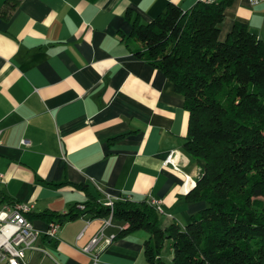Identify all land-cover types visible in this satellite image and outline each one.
I'll return each mask as SVG.
<instances>
[{"label":"crops","instance_id":"obj_1","mask_svg":"<svg viewBox=\"0 0 264 264\" xmlns=\"http://www.w3.org/2000/svg\"><path fill=\"white\" fill-rule=\"evenodd\" d=\"M198 1L0 0V205L34 204L29 218L40 249L27 252V264H96L82 248L106 217L66 220L51 238L41 216L91 196L157 199L162 224L181 226L205 206L187 199L200 170L184 151V96L135 54L140 42L130 34L136 17L147 23L171 2L187 10ZM224 17L222 38L243 22L264 42V0H234ZM111 219L106 236L126 224ZM149 237L139 229L102 242L97 264H151ZM165 256L172 257L170 245Z\"/></svg>","mask_w":264,"mask_h":264},{"label":"trees","instance_id":"obj_2","mask_svg":"<svg viewBox=\"0 0 264 264\" xmlns=\"http://www.w3.org/2000/svg\"><path fill=\"white\" fill-rule=\"evenodd\" d=\"M232 2L200 0L187 10L171 2L147 23L132 20L130 34L140 42L135 54L184 96L190 113L184 151L200 170L187 199L205 204L181 226L162 224L147 199L115 201L113 219L128 224L115 237L148 230L144 252L151 264H264V42L243 22L222 38ZM81 204L41 216L64 222L111 213L94 196ZM165 243L170 260L163 257Z\"/></svg>","mask_w":264,"mask_h":264},{"label":"built area","instance_id":"obj_3","mask_svg":"<svg viewBox=\"0 0 264 264\" xmlns=\"http://www.w3.org/2000/svg\"><path fill=\"white\" fill-rule=\"evenodd\" d=\"M252 3H258L262 0H250ZM1 143V132H0ZM22 143L28 145L30 143L26 139L22 140ZM174 151H171L165 160L166 164L172 163ZM3 179V173L0 172V182ZM121 198V197H120ZM118 198V199H120ZM117 199V200H118ZM113 199L103 201L105 205L110 207L111 213L109 217H106L102 229L96 233V235L90 240V242L82 249L86 253H90L94 256L95 263L97 264L98 250L102 242L110 244L115 238V235L106 236L104 233L105 227L111 224V218H113V210L115 205ZM150 204L155 206L161 213L162 207L160 200L150 199ZM79 208L83 209L84 205L79 204ZM34 204L20 201L5 202L0 205V261L2 264H27L25 257L29 250L40 249L37 245L39 235L41 232L35 229L29 214L33 211ZM62 226V222L50 221V226L45 235L51 238H57V234ZM128 224H124L120 229L127 228Z\"/></svg>","mask_w":264,"mask_h":264},{"label":"rangeland","instance_id":"obj_4","mask_svg":"<svg viewBox=\"0 0 264 264\" xmlns=\"http://www.w3.org/2000/svg\"><path fill=\"white\" fill-rule=\"evenodd\" d=\"M161 220H163L162 217H161ZM168 250H169V243H165L164 250H163L164 256L167 255Z\"/></svg>","mask_w":264,"mask_h":264}]
</instances>
